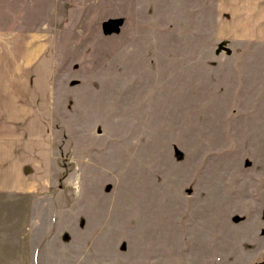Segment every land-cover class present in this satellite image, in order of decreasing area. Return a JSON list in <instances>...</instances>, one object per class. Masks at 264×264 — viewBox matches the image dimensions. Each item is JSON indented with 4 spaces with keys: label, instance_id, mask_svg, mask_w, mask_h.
I'll use <instances>...</instances> for the list:
<instances>
[{
    "label": "rangeland",
    "instance_id": "rangeland-1",
    "mask_svg": "<svg viewBox=\"0 0 264 264\" xmlns=\"http://www.w3.org/2000/svg\"><path fill=\"white\" fill-rule=\"evenodd\" d=\"M219 1L0 0L55 44L54 187L0 194V264H264V41Z\"/></svg>",
    "mask_w": 264,
    "mask_h": 264
},
{
    "label": "crops",
    "instance_id": "crops-1",
    "mask_svg": "<svg viewBox=\"0 0 264 264\" xmlns=\"http://www.w3.org/2000/svg\"><path fill=\"white\" fill-rule=\"evenodd\" d=\"M218 9L219 35L264 41V0H220ZM54 50L43 27H0V194L49 196L54 187Z\"/></svg>",
    "mask_w": 264,
    "mask_h": 264
},
{
    "label": "water",
    "instance_id": "water-1",
    "mask_svg": "<svg viewBox=\"0 0 264 264\" xmlns=\"http://www.w3.org/2000/svg\"><path fill=\"white\" fill-rule=\"evenodd\" d=\"M105 27H106L107 30H109V29H111L113 27V24L106 23Z\"/></svg>",
    "mask_w": 264,
    "mask_h": 264
}]
</instances>
